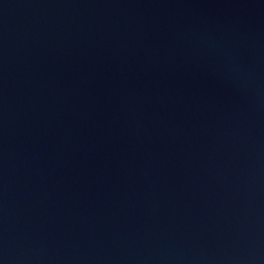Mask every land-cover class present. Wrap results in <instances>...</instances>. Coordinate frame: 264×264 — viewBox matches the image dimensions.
<instances>
[{"label": "water", "instance_id": "1", "mask_svg": "<svg viewBox=\"0 0 264 264\" xmlns=\"http://www.w3.org/2000/svg\"><path fill=\"white\" fill-rule=\"evenodd\" d=\"M0 264H264V0H0Z\"/></svg>", "mask_w": 264, "mask_h": 264}]
</instances>
